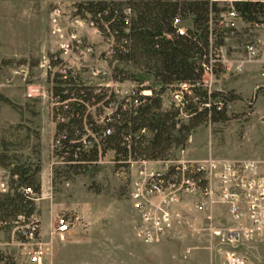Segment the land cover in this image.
<instances>
[{
  "label": "rangeland",
  "instance_id": "374dc122",
  "mask_svg": "<svg viewBox=\"0 0 264 264\" xmlns=\"http://www.w3.org/2000/svg\"><path fill=\"white\" fill-rule=\"evenodd\" d=\"M88 1L98 0H0V93L4 96L0 98V158L8 157L6 165L0 163V193H11V186H16L12 181L16 176L11 177L9 172L14 164L31 168L40 164L36 175L41 192L30 194L34 206L31 213L38 219L44 241L41 262H30L31 245L20 243L12 234L15 225L24 222L16 223L12 217L0 222V251L6 257L5 264H223L222 252L228 245L212 233L211 227L227 226L225 207L175 203L190 224L174 221L158 241L146 243L135 228L140 211L132 191L138 164H133L129 176H123L120 171L124 167L115 161L111 149L85 170L68 169V163L56 161L53 156L56 123L50 112L52 70L48 66L52 54L63 56L85 83L107 89L109 104L100 100L91 108L90 114L98 124L111 114L110 106L113 109L122 103L128 107L130 99L126 97L131 89L149 95L163 88L165 109L182 107L185 99L196 101L193 91L184 95L178 84L164 87L143 66L124 59L112 60L106 52L110 44L96 29L83 20L71 19L72 6ZM73 24L82 44L63 50L60 45L69 39ZM228 24L235 30L214 50L213 56L219 60L214 73H205L204 84L196 85L201 90L219 91L221 96L214 101L225 107L228 117L199 123L183 145L172 142L166 152L168 159H264V25L251 26L239 19ZM189 26L190 19L177 23L184 30ZM247 42L258 48L254 59L248 58ZM86 46L92 47L90 53ZM30 84L39 85L42 94L28 97ZM198 106L203 104L198 102ZM178 118L188 121L185 111H180ZM142 134L146 138L151 135L147 131ZM142 200H147V195ZM60 213H67L76 222L62 237H52L48 232ZM18 214L27 216L25 212ZM236 249L255 263L264 261L263 243L248 242Z\"/></svg>",
  "mask_w": 264,
  "mask_h": 264
},
{
  "label": "trees",
  "instance_id": "16d2710c",
  "mask_svg": "<svg viewBox=\"0 0 264 264\" xmlns=\"http://www.w3.org/2000/svg\"><path fill=\"white\" fill-rule=\"evenodd\" d=\"M220 0H128L125 3L117 0H98L74 4L77 11L84 15L87 12L103 38L109 37L104 28L106 22L113 34L110 58L124 59L134 66H143L147 72H152L162 85L187 84L188 91H193L196 101L182 103V107L165 109L162 107L161 92L153 90L151 94L137 93L130 97L128 107L120 103L115 111L105 117L103 124H98L87 112L85 103L94 104L100 100L108 105L110 100L107 89L101 87L100 92H94L93 86H86L78 76L68 79L55 75L53 94L58 101L67 100L64 105L57 106L52 114L56 122L55 136H62L61 148L68 161V169L85 170L87 166L97 161L98 156L111 149L115 153V161L120 166H128V158L164 159L166 152L175 144H184L193 128L199 123L210 120H225L228 116L223 105L214 99H219V91L201 90L196 85L204 84L205 69L219 61L213 56L215 49L224 44L235 27L225 24L222 12L233 7L236 19L249 25H264V0H228L230 3L220 5ZM129 8L131 13H125ZM190 19L191 26L182 34L178 32L177 22ZM223 21V22H222ZM116 79L117 76L115 75ZM120 78V77H119ZM0 98L4 96L0 93ZM213 99V100H212ZM222 100H219L221 102ZM198 102L203 106L199 108ZM180 111H185L188 121L178 118ZM98 116L100 113L97 114ZM60 117L65 120L61 121ZM85 125L95 134L86 135ZM109 129L110 133L103 135ZM113 129V130H112ZM142 131L150 132L147 138ZM178 132V136L175 132ZM139 132L138 136H134ZM93 141L91 148H84L82 141ZM99 144V146H98ZM0 163L5 164V159ZM40 164L34 168L31 165L14 164L9 168L13 182L12 192L0 193V222L8 218L15 219L20 212L28 216L33 210L31 192H41V181L37 172ZM0 251V264L5 261ZM4 264L6 263L3 262Z\"/></svg>",
  "mask_w": 264,
  "mask_h": 264
},
{
  "label": "built area",
  "instance_id": "2783aa9c",
  "mask_svg": "<svg viewBox=\"0 0 264 264\" xmlns=\"http://www.w3.org/2000/svg\"><path fill=\"white\" fill-rule=\"evenodd\" d=\"M69 12L72 16L71 19L87 22L101 35L94 20L90 19L87 12L82 15L77 11L75 5L72 6ZM124 12L131 13V10L125 8ZM222 15L226 25L236 19L233 7ZM175 23L178 22L175 21ZM103 25L109 32V37L103 39L110 44L106 52L108 56H111L113 53L111 49L113 34L106 22ZM76 30V25H71L68 34L69 39L62 41L60 45L63 50H69L82 44ZM183 31V28L178 27L180 34ZM101 36L103 37V35ZM245 48L249 59L258 56V48L255 43L247 42ZM85 50L90 53L92 47L86 46ZM48 66L52 70L50 74L52 86L49 90L50 112L52 115L57 106L64 105L66 107L67 103V100L58 101L53 94L52 88L55 85V75L59 74L62 78L68 79L70 76L79 77V73L72 64H68L65 58L58 54L51 55ZM205 73L212 74L211 66L205 69ZM82 79L81 77L80 80L84 85L90 86ZM101 87L103 86H93L94 92H100ZM187 90V84H180V93ZM136 93L137 90L131 89L128 91L126 98L130 99ZM138 93L147 95L142 90ZM178 93L176 92V94ZM26 94L28 97L39 96L42 94L41 88L39 85L30 84L27 86ZM99 104L100 102L85 103L87 112H91V108ZM111 107L109 109L112 114L116 107L113 109ZM60 120L64 121L65 118L60 117ZM85 129L86 135L89 134L94 137L96 143H99L95 138V134L91 132L87 125H85ZM108 133H110L109 129L103 135ZM86 135L83 136L82 141L84 148L88 149L93 146V141L87 142L85 140ZM61 138L62 136L53 138L51 152L56 161H63L67 164L68 161L64 158V155L58 153L61 148ZM127 161L128 166L120 171L123 176H129L133 164H138L134 182L136 186L132 191V196L136 200L135 206L140 211V221L136 223L135 228L137 236L142 241L146 243L158 241L164 233L170 230L174 221L190 224V220L184 219L181 212L174 207L175 203L184 206L193 204L195 207L200 204L212 207L217 204L225 205L228 209L230 222L222 228L211 227L212 233L221 236L222 242L228 245L222 252L223 264H264V261L261 263L251 261L246 254L240 253L236 249L240 244L248 242L264 244V159H227L209 156L198 160L177 158L134 160L128 158ZM23 190L31 192L30 188H24ZM146 195L147 200L143 201L142 199H145ZM208 219L212 220V215H208ZM14 221L16 223L24 222L15 225L12 234L16 236L20 243L31 245L28 260L33 263H40L44 252V241L39 232L38 219L32 213L25 218L23 214H17ZM75 222L76 219L67 213L56 214L48 234L52 237H62Z\"/></svg>",
  "mask_w": 264,
  "mask_h": 264
},
{
  "label": "crops",
  "instance_id": "0c3cea01",
  "mask_svg": "<svg viewBox=\"0 0 264 264\" xmlns=\"http://www.w3.org/2000/svg\"><path fill=\"white\" fill-rule=\"evenodd\" d=\"M216 205H214V207H215ZM220 206H222V207H225V209H226V215H227V221H228V223L230 222V219H229V214H228V209H227V207L225 206V205H220Z\"/></svg>",
  "mask_w": 264,
  "mask_h": 264
}]
</instances>
